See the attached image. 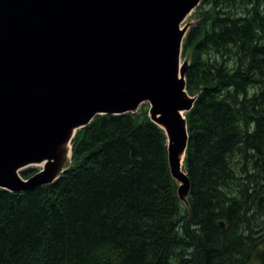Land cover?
Returning <instances> with one entry per match:
<instances>
[{
    "label": "trees",
    "instance_id": "trees-1",
    "mask_svg": "<svg viewBox=\"0 0 264 264\" xmlns=\"http://www.w3.org/2000/svg\"><path fill=\"white\" fill-rule=\"evenodd\" d=\"M195 12L182 43L196 97L187 204L145 105L96 115L53 183L0 188V264H264V0Z\"/></svg>",
    "mask_w": 264,
    "mask_h": 264
},
{
    "label": "water",
    "instance_id": "water-1",
    "mask_svg": "<svg viewBox=\"0 0 264 264\" xmlns=\"http://www.w3.org/2000/svg\"><path fill=\"white\" fill-rule=\"evenodd\" d=\"M200 1L0 0V188L20 193L53 183L78 129L95 115L136 112L148 102L185 201V113L196 97L181 62L189 24L180 23ZM38 163L41 171L21 177Z\"/></svg>",
    "mask_w": 264,
    "mask_h": 264
},
{
    "label": "rangeland",
    "instance_id": "rangeland-1",
    "mask_svg": "<svg viewBox=\"0 0 264 264\" xmlns=\"http://www.w3.org/2000/svg\"><path fill=\"white\" fill-rule=\"evenodd\" d=\"M198 7V6H197ZM196 7V8H197ZM196 8H194L193 10H192V12L186 17V19L183 21V23H181V26H183V25H185V24H189V27L190 26H192L194 23H196V21H197V16L195 17V15H196V12H195V10H196ZM188 27V28H189ZM187 31H188V29H187ZM186 31V32H187ZM186 34V33H185ZM185 36V35H184ZM184 39V38H183ZM183 42V41H182ZM181 60L182 61H185V63L188 65V63H189V56H188V54L187 53H185V54H183L182 53V56H181ZM142 105H145L144 107H146V109L147 108H149L148 107V103L147 102H143L142 103ZM140 107V106H139ZM156 124V123H155ZM158 125V124H157ZM159 126V125H158ZM160 127V126H159ZM165 134V133H164ZM70 161H71V159H67V161L64 163V166H68L69 165V163H70ZM29 168H33V170H31V171H28V173H27V175H30V174H32V173H34L35 171H37L38 169H40V166H33V167H29ZM26 175V176H27ZM184 205V204H183Z\"/></svg>",
    "mask_w": 264,
    "mask_h": 264
},
{
    "label": "bare ground",
    "instance_id": "bare-ground-1",
    "mask_svg": "<svg viewBox=\"0 0 264 264\" xmlns=\"http://www.w3.org/2000/svg\"><path fill=\"white\" fill-rule=\"evenodd\" d=\"M186 19V18H185ZM185 19H183L182 20V23H183V21L185 20ZM70 146H71V143L69 142H66L65 143V148H66V150H67V152H66V154L65 155H68V157L70 156V152H69V150H70ZM182 156H183V154H180V157L182 158ZM183 159V158H182ZM42 164V163H41ZM41 164H37L38 166H40ZM181 167H183V160H181Z\"/></svg>",
    "mask_w": 264,
    "mask_h": 264
}]
</instances>
